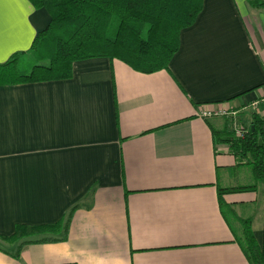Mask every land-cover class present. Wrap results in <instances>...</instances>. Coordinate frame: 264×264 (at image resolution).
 I'll use <instances>...</instances> for the list:
<instances>
[{"label": "crops", "instance_id": "0c3cea01", "mask_svg": "<svg viewBox=\"0 0 264 264\" xmlns=\"http://www.w3.org/2000/svg\"><path fill=\"white\" fill-rule=\"evenodd\" d=\"M2 12L0 64L50 20L28 0ZM253 101L264 111V10L248 0H203L167 70L96 58L74 63L68 80L0 87V236L77 207L67 239L29 244L18 259L0 240V264H249L239 224L219 207L218 189L240 172L221 141L231 119L197 110L223 104L252 128ZM261 192L252 217L221 199L252 219L264 251Z\"/></svg>", "mask_w": 264, "mask_h": 264}, {"label": "trees", "instance_id": "16d2710c", "mask_svg": "<svg viewBox=\"0 0 264 264\" xmlns=\"http://www.w3.org/2000/svg\"><path fill=\"white\" fill-rule=\"evenodd\" d=\"M50 17L37 33L28 51L0 64V87L63 81L72 77L74 63L105 58L119 61L140 74L167 70L180 46V33L194 24L203 0H28ZM249 6L264 10V0H248ZM251 127L242 138L231 130L221 141L237 158V166H251V173L264 186V120L251 114ZM250 157L248 161L247 157ZM252 186L218 189L219 207L226 221L240 226L237 241L249 264H264L263 246L251 230V218L236 217L222 201L225 194L253 191ZM77 209L71 208L57 222L42 225L19 224L10 236L0 240L15 244L7 253L18 259L29 244L61 242L67 239Z\"/></svg>", "mask_w": 264, "mask_h": 264}, {"label": "rangeland", "instance_id": "374dc122", "mask_svg": "<svg viewBox=\"0 0 264 264\" xmlns=\"http://www.w3.org/2000/svg\"><path fill=\"white\" fill-rule=\"evenodd\" d=\"M243 113L235 116L231 119V126L233 123L239 124L238 120L244 119ZM248 116V114H246ZM248 161H250V157H247ZM239 173H237L235 179V187L238 186H252L255 189L253 191H247L237 194L227 195L226 197H235L234 202H245V205L241 208L240 215L242 217H252L259 212L261 205V186L258 181L253 177L251 173V166L245 165L239 167Z\"/></svg>", "mask_w": 264, "mask_h": 264}, {"label": "built area", "instance_id": "2783aa9c", "mask_svg": "<svg viewBox=\"0 0 264 264\" xmlns=\"http://www.w3.org/2000/svg\"><path fill=\"white\" fill-rule=\"evenodd\" d=\"M246 108H249L252 114H257L264 120V111L260 109L258 102L253 101L249 104V106L246 105ZM197 116L201 119H209L215 117L234 118L235 116H237V111L223 104H205L199 107V109L197 110ZM232 131L234 132L236 137L240 138H242L246 133V131L243 130V126H241L240 124H236L235 122L233 123Z\"/></svg>", "mask_w": 264, "mask_h": 264}, {"label": "snow or ice", "instance_id": "6c2138e0", "mask_svg": "<svg viewBox=\"0 0 264 264\" xmlns=\"http://www.w3.org/2000/svg\"><path fill=\"white\" fill-rule=\"evenodd\" d=\"M6 2H11V0H0V35H2V29H3V5Z\"/></svg>", "mask_w": 264, "mask_h": 264}]
</instances>
